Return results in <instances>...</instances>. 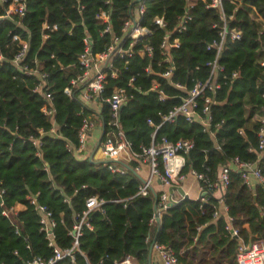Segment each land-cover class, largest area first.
Returning <instances> with one entry per match:
<instances>
[{"label": "trees", "instance_id": "16d2710c", "mask_svg": "<svg viewBox=\"0 0 264 264\" xmlns=\"http://www.w3.org/2000/svg\"><path fill=\"white\" fill-rule=\"evenodd\" d=\"M104 1L26 0L20 28L10 21H0V50L5 56L0 66V189L3 190L0 210L21 205V209L9 217L0 213V264H22L34 256H51L44 232L39 231V213L29 203L34 195L36 203L50 213L54 222L52 241L59 249L70 246L72 238L68 231L85 209V200L96 196L104 201L101 210L94 209L87 216L91 229L83 228L78 237V251L82 255L75 251L73 263L63 258L54 264H118L125 256L132 257L138 264H146L153 238L154 243L170 248L180 264H235L237 239L223 230V216L212 218L215 198L181 199L160 211L156 224L153 194L134 195L139 184L137 175L130 169L134 161H130L128 169L120 175L110 172L106 164L88 161L83 150H74L81 117L94 111L79 98L81 83L71 87V97L63 92L69 79L80 73L76 56L82 50L81 39L90 38L92 53L102 51L112 36L120 35L128 9L138 4V0H108V4ZM205 1L192 0V20L179 35L178 48L171 51L174 70L166 79L157 74L162 70V66L155 64L159 59L157 45L161 30L151 23V18L162 16L167 28H172L176 16L183 12L184 0H139L145 6L140 23L150 34L135 43L134 53L124 58L125 63L117 56L111 58L117 77L106 78L105 87L95 101L101 105L96 120L103 124L101 138L107 131L108 119L107 106L102 100L113 86L125 87L132 94L119 109V125L131 149L140 152L149 145L152 130L146 119L157 123L158 112L165 113L185 96L173 83L189 87L192 79L206 76V61L213 54L205 50V45L217 36V28L212 27L217 22V11L206 8ZM250 6L264 19V0H223L225 15L232 16L228 25L237 27L241 36L239 40L226 41L219 57L226 77L212 96L215 102L209 105L210 129L214 136L203 131L198 121L186 122L181 115L174 122L161 125L156 132L157 137L164 135L171 141L182 138L192 142L184 172L192 168L212 180L220 165L237 157L246 162L257 160L264 174V151L257 156L248 150H255L257 143V123L250 121V116L259 105H264L261 97L264 69L257 63L264 49V29L258 33L261 23L249 17ZM98 8L109 9L111 35L99 34L101 26L94 19ZM44 20L55 24L56 30L40 44V23ZM8 30L27 39V60H36L39 70L47 74L43 88L52 97L50 107L54 113L51 117L40 112L43 95L32 91L37 79L18 73L10 64L14 48L8 44ZM127 43L123 38L122 45L126 47ZM142 44L152 46L150 58L135 53ZM31 61L29 63L33 64ZM147 65L151 66L152 74L143 71ZM232 72H236V77L230 79ZM131 76L134 88L126 86ZM153 81L165 94L163 101L157 99L155 90H150ZM197 106L198 110L201 99H197ZM215 123L218 124L216 129L213 128ZM51 127L54 132L49 131ZM32 139H37L38 145ZM228 175L224 193L227 215L239 227L244 241L260 240L264 244L263 189L256 186L250 190L234 170ZM154 193L157 202L159 192Z\"/></svg>", "mask_w": 264, "mask_h": 264}, {"label": "built area", "instance_id": "2783aa9c", "mask_svg": "<svg viewBox=\"0 0 264 264\" xmlns=\"http://www.w3.org/2000/svg\"><path fill=\"white\" fill-rule=\"evenodd\" d=\"M204 1V0H203ZM108 4V0L103 2ZM223 0H206L205 7L212 8L217 11V22L212 24L213 28H217L216 38L211 40L205 45V50L210 51L213 56L206 61L208 68L207 74L203 79H192V83L189 87H185L179 82H174L173 86L185 92V96L181 98V102L172 106L165 113L158 112L159 121L153 123L151 119H146L147 126L151 127V133L149 135V145L142 147L140 152H135L131 149V143L124 137V134L119 125V109L120 107L132 98V94L125 87L113 86L110 94L103 98V102L107 106L108 119L106 121L107 131L104 133V137L100 139L99 145L96 149L98 158H94L95 161H104L107 169L116 174H124L128 169L130 161H134L135 165L130 168L131 171L138 175L139 165L146 164L147 175L144 178H139V184L137 185L135 196H145L149 192L154 193L152 189V182L157 181L162 187L159 190L158 201L156 202V209L158 216L160 211L165 210L168 206V197L176 204L180 199L176 200L172 197V194L176 190H172L168 195L167 188L180 187L182 181L186 176H191L197 183L202 195L196 199L205 201L209 196L213 197V192L217 193V196L213 197L216 200V204L213 205L211 216L215 219L218 216L224 217L223 230L229 237L237 239L234 253L235 264H264V244L260 240L244 241L240 237L239 227L234 224L233 219L227 215V207L224 203V193L229 183V171L234 170L238 174L241 182L252 190V181L260 186L264 191V174L257 164V160L253 162H246L239 160L237 157H233L228 163L220 165L216 170L215 176L210 180L205 173L196 172L192 168H188L183 171L187 161V154L192 147V142L188 139H176L168 140L166 136H156V132L163 124H170L174 122L178 115L183 116L186 122L198 121L203 131H207L210 136H214V132L210 129V115L209 105L213 104L214 98L212 97L215 92L220 88L221 83L225 79L223 65L219 62V57L222 50L225 48L226 41H236L240 39V30L235 26H229L228 21L232 19V16H226L223 11ZM193 8L192 0H184L183 12L178 14L175 18V24L172 28H167L166 21L162 16L154 15L151 18V23L161 30L159 41L157 45V51L159 59L156 61L157 66H162V70L157 73L162 78H169L174 70L171 51L179 46V35L187 28L188 23L192 20L191 9ZM251 11L248 13L249 17L261 23V27L258 33L264 29V19L250 6ZM26 10V0H0V21L6 20L13 23L14 26L20 28V19L23 17ZM145 12V6L139 2L132 9H128L127 18L121 24L119 29V36H112L106 47L96 53L91 52V40L87 36H83L82 50L76 56V66L80 73L75 77L69 79V85L63 88V92L67 97H71V87L81 83L80 100L90 106L94 111L91 114L81 117L79 126L76 132V146L75 152L84 151V154H88L87 142L89 133L92 129L100 127L102 121H96L99 117L100 103L95 102L98 95L103 91L106 83V78H116L117 69L112 62V56H117L119 59L124 60L134 53L132 50L135 43H137L145 35H149V30L140 23V17ZM109 9L98 8L94 13V19L101 26L99 34H112V28L109 21ZM15 16V18H14ZM56 30L55 24H49L45 20L40 23V44L44 43L50 36V33ZM6 35L8 36L9 46L14 48V51L10 57V64L15 70L23 74L24 76H30L37 79L32 91L41 93L44 97V103L40 107V112L45 117H51L54 110L50 107L51 95L44 87V81L47 76L45 71L39 70V64L36 60H27L26 54L28 51L27 39L21 37V35L13 30H8ZM123 38L128 40L127 46L122 45ZM139 56H146L150 58L153 54V48L149 44H142L140 48L135 51ZM261 58L257 61L258 65L264 69V49H261ZM51 57V55H50ZM5 56L0 50V66L2 65ZM29 61L33 62L30 64ZM62 66L59 64V69ZM143 71L147 74H152L151 66L147 65ZM236 72H232L229 78H235ZM134 77L131 76L126 86L128 88H134ZM150 90L157 92V99L163 101L166 96L159 88L158 83L152 82ZM209 93V95H206ZM264 100V94H261ZM197 99H201V106L197 110ZM202 114L203 117H200ZM250 121L257 123L256 129V149L249 148L250 152L256 153L257 156L264 151V105H259L256 110L251 114ZM218 124L215 123L213 128H217ZM41 134V130H37ZM50 132H54V128L51 127ZM242 133V129L238 130ZM35 145H38L37 139H32ZM3 190L0 189V196ZM185 194V193H184ZM186 195V194H185ZM29 203L34 205L39 213V231L44 232L47 245L51 247V256L49 258H43L34 256L29 260L24 261L22 264H54L56 261L69 258L71 263L74 262L75 251H78V237L81 235L83 228L91 229L87 221L89 212L94 209L101 210L104 201L96 196L89 197L85 200V209L77 215L76 221L73 223L68 234L72 238V242L69 247L59 249L53 243L52 228L54 222L50 218V213L44 206H39L36 203L35 195L29 200ZM1 205V201H0ZM171 205V206H172ZM21 207L20 204H15L9 208L2 207L0 213L9 217L11 214H15ZM261 209H264L262 204ZM244 227V226H243ZM199 227H197V230ZM27 247V246H26ZM151 249H153L161 262V264H180L173 253V251L161 244L152 243ZM79 252V251H78ZM82 255L81 252H79ZM118 264H138L132 257L125 256Z\"/></svg>", "mask_w": 264, "mask_h": 264}, {"label": "crops", "instance_id": "0c3cea01", "mask_svg": "<svg viewBox=\"0 0 264 264\" xmlns=\"http://www.w3.org/2000/svg\"><path fill=\"white\" fill-rule=\"evenodd\" d=\"M99 133H100V127L99 126L92 129L91 132L89 133L87 147L90 145V148H87L88 152H90L91 149L93 148V146H94V144H95V142L99 136ZM93 157L98 158V154L96 151H95ZM146 175H147L146 164H140L139 165V173L137 176L139 178H144ZM256 186H258V185L252 181V190ZM180 188L186 194L187 198L192 199V200H196L202 195V192L199 190L198 183L189 175L184 178V180L182 181V183L180 185ZM152 189L155 192V191L161 190L162 187L160 186V184L157 181L154 180L152 182ZM212 195H213V197H215V196H217V193L213 192ZM172 197L176 200L180 199V195L178 194L177 191L173 192ZM19 209H21V207H19ZM148 249H149V247H148ZM146 264H161V262L157 256V253L153 249H150V252L148 251V253H147Z\"/></svg>", "mask_w": 264, "mask_h": 264}, {"label": "water", "instance_id": "95a60500", "mask_svg": "<svg viewBox=\"0 0 264 264\" xmlns=\"http://www.w3.org/2000/svg\"><path fill=\"white\" fill-rule=\"evenodd\" d=\"M102 135H103V124L101 125L99 136H98V138H97V140H96L93 148L87 154V159L91 163L97 164V163H104V162H106V160H104V161H95V160H93V155H94V153H95V151H96V149H97V147L99 145V141H100ZM173 189L176 190L182 196V199L187 198V196L184 194V192L182 191V189L180 187H169V188H167L168 195L171 194V192H172ZM152 194H153V197H154V203H153V220L156 222V224H158V211L156 209V195H155V193H152ZM172 204H173V202L171 201L170 197H168V206H171ZM153 242H154V238L152 239V241H151V243L149 245V249H148L149 252H150L151 245H152Z\"/></svg>", "mask_w": 264, "mask_h": 264}, {"label": "rangeland", "instance_id": "374dc122", "mask_svg": "<svg viewBox=\"0 0 264 264\" xmlns=\"http://www.w3.org/2000/svg\"><path fill=\"white\" fill-rule=\"evenodd\" d=\"M95 135V134H94ZM88 148H90V145L88 146Z\"/></svg>", "mask_w": 264, "mask_h": 264}]
</instances>
